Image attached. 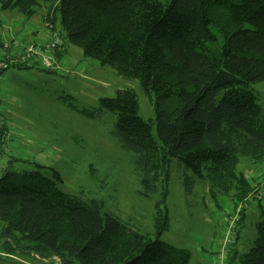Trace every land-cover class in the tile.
<instances>
[{"label":"trees","instance_id":"1","mask_svg":"<svg viewBox=\"0 0 264 264\" xmlns=\"http://www.w3.org/2000/svg\"><path fill=\"white\" fill-rule=\"evenodd\" d=\"M40 6L47 7L50 36L61 42L53 62L66 52L65 38L83 56L137 80L151 101L153 121L139 115L130 89L100 98L88 112L114 115L113 134L133 155L141 196L160 193L165 202L176 159L187 192L199 179L212 198L230 195L243 210L262 199L264 174L252 183L237 167L242 158L264 163V111L252 89L264 81V0H0L1 10L16 9L27 19ZM37 167L5 169L0 177V252L20 249L60 264H189L188 250L160 239L169 229L166 208L155 216L152 239L105 211L102 201L62 192L59 174ZM261 214L240 264H264ZM229 247L228 264H234L235 247Z\"/></svg>","mask_w":264,"mask_h":264},{"label":"rangeland","instance_id":"2","mask_svg":"<svg viewBox=\"0 0 264 264\" xmlns=\"http://www.w3.org/2000/svg\"><path fill=\"white\" fill-rule=\"evenodd\" d=\"M46 10L40 6L27 19L16 9H0V177L5 169H53L60 176L57 187L62 192L102 201L105 211L152 239L155 216L159 209L163 212L166 208L169 229L160 239L188 250L189 264H228L230 254L221 246L229 235V226H235L233 234L237 231L238 239L235 237L229 250L235 247L234 264H240V257L248 252L256 237L255 227L264 211V194L258 202H247L243 210L244 203L230 195L212 198L204 180H196L187 192L175 159L165 202L162 203L160 193L149 198L141 196L133 155L120 147L113 134L114 115L88 113L98 108L100 98L130 89L137 96L139 115L153 121L151 101L138 81L120 77L111 67L83 56L65 38L66 52L50 68L40 61L29 68L16 66V57L24 48L35 46L42 50L50 39L51 30L43 21ZM55 31L61 32L59 12L55 13ZM252 89L264 111V81ZM152 134L156 137L154 125ZM237 173L255 183L264 174V163L253 164L242 158ZM239 211L240 215L243 212L242 220L236 222ZM0 264L60 262L54 257L40 258L14 249L0 252Z\"/></svg>","mask_w":264,"mask_h":264},{"label":"built area","instance_id":"3","mask_svg":"<svg viewBox=\"0 0 264 264\" xmlns=\"http://www.w3.org/2000/svg\"><path fill=\"white\" fill-rule=\"evenodd\" d=\"M60 43L61 42H60V39L57 37V34H53L50 36V39L48 40V42L43 46V49L46 50L45 53H42L43 49L39 50L35 46H30L24 49L23 54L20 57L18 56V60L19 61H25V60L33 61L34 59L36 60L38 59L44 67L50 68L53 63L51 52H53L52 50L55 49ZM232 229H233V226L230 225L228 229L229 235L226 237V239L224 240V243L221 246V248L224 251H226V248L234 241V238H233L234 234L232 232Z\"/></svg>","mask_w":264,"mask_h":264}]
</instances>
